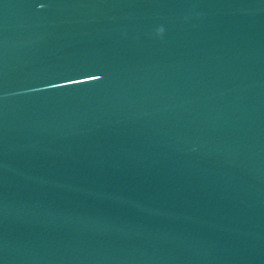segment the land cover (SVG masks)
<instances>
[{"label":"water","instance_id":"1","mask_svg":"<svg viewBox=\"0 0 264 264\" xmlns=\"http://www.w3.org/2000/svg\"><path fill=\"white\" fill-rule=\"evenodd\" d=\"M0 264H264V0H0Z\"/></svg>","mask_w":264,"mask_h":264}]
</instances>
